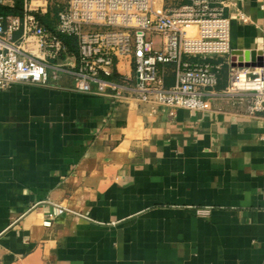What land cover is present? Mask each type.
Masks as SVG:
<instances>
[{
	"label": "crops",
	"instance_id": "crops-1",
	"mask_svg": "<svg viewBox=\"0 0 264 264\" xmlns=\"http://www.w3.org/2000/svg\"><path fill=\"white\" fill-rule=\"evenodd\" d=\"M231 1L250 60L264 0ZM73 86L0 90V264H264V114L224 97L150 114Z\"/></svg>",
	"mask_w": 264,
	"mask_h": 264
},
{
	"label": "built area",
	"instance_id": "built-area-1",
	"mask_svg": "<svg viewBox=\"0 0 264 264\" xmlns=\"http://www.w3.org/2000/svg\"><path fill=\"white\" fill-rule=\"evenodd\" d=\"M18 4L19 13L0 11V90L48 86L68 75L75 91L112 103L138 101L150 114L210 110L215 97L264 114V65H239L259 54L230 58L228 85L217 90L219 59L233 51L231 0H0L3 7ZM66 38L74 39L76 53Z\"/></svg>",
	"mask_w": 264,
	"mask_h": 264
},
{
	"label": "trees",
	"instance_id": "trees-1",
	"mask_svg": "<svg viewBox=\"0 0 264 264\" xmlns=\"http://www.w3.org/2000/svg\"><path fill=\"white\" fill-rule=\"evenodd\" d=\"M20 10H21V7H20L19 4L15 8L0 6V11L1 12H4V13H11V12L12 13L13 12L14 13H19ZM44 21L46 22V24H47V26L49 28H52L53 27L52 21H50L49 19H45ZM65 40L69 44L70 50L72 52H75L76 53L77 52V45H76V42L74 41V39H72V38H66Z\"/></svg>",
	"mask_w": 264,
	"mask_h": 264
},
{
	"label": "water",
	"instance_id": "water-1",
	"mask_svg": "<svg viewBox=\"0 0 264 264\" xmlns=\"http://www.w3.org/2000/svg\"><path fill=\"white\" fill-rule=\"evenodd\" d=\"M238 53H239V51H236V50L233 51L232 60L234 62L237 60V54ZM259 55L260 56H259L258 60L253 61V62L246 61L245 63L240 62L239 65L240 66H243V65H246V66H263L264 65V58H263V55H262V51L259 53Z\"/></svg>",
	"mask_w": 264,
	"mask_h": 264
},
{
	"label": "rangeland",
	"instance_id": "rangeland-1",
	"mask_svg": "<svg viewBox=\"0 0 264 264\" xmlns=\"http://www.w3.org/2000/svg\"><path fill=\"white\" fill-rule=\"evenodd\" d=\"M60 1L64 2V0H60ZM155 41H156V46L157 47H161L162 46V37H156Z\"/></svg>",
	"mask_w": 264,
	"mask_h": 264
}]
</instances>
